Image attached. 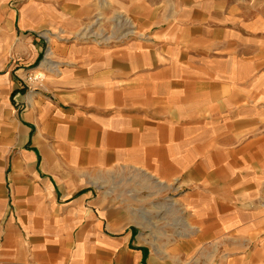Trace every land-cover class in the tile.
<instances>
[{
    "label": "crops",
    "instance_id": "1",
    "mask_svg": "<svg viewBox=\"0 0 264 264\" xmlns=\"http://www.w3.org/2000/svg\"><path fill=\"white\" fill-rule=\"evenodd\" d=\"M111 2L152 41L69 44L61 74L40 82L26 80L38 52L21 36L74 30L94 0H22L13 16L0 49V264H264L263 178L248 175L244 137L264 125V20L232 0ZM116 168L184 186L196 251L155 250L134 199L102 190Z\"/></svg>",
    "mask_w": 264,
    "mask_h": 264
},
{
    "label": "rangeland",
    "instance_id": "2",
    "mask_svg": "<svg viewBox=\"0 0 264 264\" xmlns=\"http://www.w3.org/2000/svg\"><path fill=\"white\" fill-rule=\"evenodd\" d=\"M21 1L0 0V49L14 40L13 16L18 14ZM232 1L246 6L248 16L256 15L264 20V0ZM21 37L29 39L36 48L38 58L30 66L37 68L38 71L35 73L41 77L45 73H50L54 77L61 74L62 66L66 62L58 52L60 48L69 44L93 43L98 46H110L131 41L142 43L152 41L151 30L143 29L126 10L114 5L111 0H94L91 12L74 30H68L61 24H54L30 29ZM8 52H6L7 58L13 60L14 48ZM262 55L264 57V51ZM14 61L19 62L18 59ZM30 71L31 69H28L25 73ZM257 103L259 106L257 108L263 110L262 124H264V99ZM256 106L253 101H248V109H254ZM255 124L254 122L248 123V131L244 136L246 138V167L248 175L263 178L261 187L264 188V125L261 129L259 123L256 126ZM258 128L263 132L255 130ZM112 172L118 175H115L113 179L108 177L103 181L102 190L113 193L118 201L124 204L133 202L132 199H134L136 208H138V213L135 215L144 221L139 230L156 241L155 250L158 251V248L162 247L167 251H174L175 241L182 240L185 244V251H196V246H192L191 243L199 233V229L191 224L188 210L177 198L184 191V186L174 189L172 185V188L166 189L165 185L153 183L148 178L137 175L135 177L134 170L116 168ZM174 193H177L176 197ZM200 251L207 252L206 250ZM208 252L221 254L224 251L222 246H210Z\"/></svg>",
    "mask_w": 264,
    "mask_h": 264
},
{
    "label": "built area",
    "instance_id": "3",
    "mask_svg": "<svg viewBox=\"0 0 264 264\" xmlns=\"http://www.w3.org/2000/svg\"><path fill=\"white\" fill-rule=\"evenodd\" d=\"M42 77L39 74H32V72H28L26 74V80L28 82H40Z\"/></svg>",
    "mask_w": 264,
    "mask_h": 264
}]
</instances>
